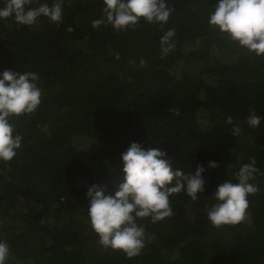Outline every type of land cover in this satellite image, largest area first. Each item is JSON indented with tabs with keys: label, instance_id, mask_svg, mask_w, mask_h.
<instances>
[{
	"label": "trees",
	"instance_id": "obj_1",
	"mask_svg": "<svg viewBox=\"0 0 264 264\" xmlns=\"http://www.w3.org/2000/svg\"><path fill=\"white\" fill-rule=\"evenodd\" d=\"M167 3L164 25L141 18L119 31L92 27L103 17L102 0H63L58 24L0 20V72H34L42 90L33 113L11 117L22 144L0 161L8 264H264V56L208 25L216 0ZM170 28L174 47L162 57L160 37ZM253 112L261 117L256 128L246 122ZM132 142L159 147L184 173L204 166L205 191L196 201L171 194L173 215L138 219L145 246L129 258L98 243L85 193L94 183L113 190ZM250 158L259 190L248 196L246 219L213 227L212 193L225 179L236 183ZM210 160L217 167L208 168Z\"/></svg>",
	"mask_w": 264,
	"mask_h": 264
},
{
	"label": "clouds",
	"instance_id": "obj_2",
	"mask_svg": "<svg viewBox=\"0 0 264 264\" xmlns=\"http://www.w3.org/2000/svg\"><path fill=\"white\" fill-rule=\"evenodd\" d=\"M34 0H5L0 6V20L12 17L20 25H34L38 18L46 17L50 23L62 21L63 0L41 2L30 7ZM103 17L92 21V27L111 25L114 30L135 27L143 18L146 23H167L172 8L167 0H102ZM207 23L225 34L239 47L256 56H264V0H216ZM174 29H168L160 37L161 56L167 55L174 44ZM118 58V57H117ZM144 62L141 60V64ZM34 72L4 70L0 72V161H10L21 147L22 136L15 131L11 117L33 113L41 102L42 90ZM247 124L260 126V115L250 113ZM226 124L232 125L231 134L240 133L238 124L228 116ZM122 179L111 192L100 184L88 187V223L104 248L119 250L131 258L140 254L145 246V230L137 220L148 217L152 222L173 215L169 196L184 191L196 201L205 191L202 175L204 166L197 165L192 173L174 168L167 154L159 147L145 148L132 142L121 153ZM256 161L250 158L235 174L236 183L225 179L212 193L215 203L207 210V219L213 227L236 225L246 219L248 196L258 192L250 183L258 173ZM208 168L217 167L208 161ZM9 244L0 239V264H8Z\"/></svg>",
	"mask_w": 264,
	"mask_h": 264
}]
</instances>
